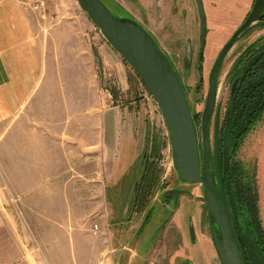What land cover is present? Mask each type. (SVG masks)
Here are the masks:
<instances>
[{
  "label": "crops",
  "instance_id": "0c3cea01",
  "mask_svg": "<svg viewBox=\"0 0 264 264\" xmlns=\"http://www.w3.org/2000/svg\"><path fill=\"white\" fill-rule=\"evenodd\" d=\"M48 1L0 0V264H44L41 256L66 264L73 254L75 264H95L107 227L102 222L94 236L90 216L106 199L126 196L139 161L131 155L144 132L141 105L120 103L101 87L98 54L105 77L116 67L123 92L138 77L112 46L98 43L82 13L35 11ZM34 162L68 196L95 199L66 207L29 203ZM121 175L124 189L112 183ZM3 197L19 198L16 212Z\"/></svg>",
  "mask_w": 264,
  "mask_h": 264
},
{
  "label": "rangeland",
  "instance_id": "374dc122",
  "mask_svg": "<svg viewBox=\"0 0 264 264\" xmlns=\"http://www.w3.org/2000/svg\"><path fill=\"white\" fill-rule=\"evenodd\" d=\"M106 1L117 11L141 23L169 57L185 86L189 106L197 118L201 141V116L206 103L210 72L222 48L252 9L254 0H203L207 16L205 46H202L201 17L196 0ZM73 10L84 15L96 34L98 43L109 44L75 0H49L42 9H35L40 13ZM261 39H264V24L257 23L237 40L227 54L219 75L217 105L211 117L210 136L214 152H218L214 157L218 170L222 169L223 150L229 145L231 163L242 164L249 174H253L258 220L264 229V110L256 115L240 140L230 138L228 132L221 135L231 87L228 73L235 61L242 56L243 50ZM201 52L202 59L199 58ZM98 67L102 79L101 87H109L115 98L121 96L120 103L137 101V104L141 105L140 116L145 127L138 152L131 155L132 158L134 155L138 156L139 161L131 171L130 189H124L127 177L121 180L123 175L117 177L120 180L112 182L114 185L120 183L124 189L122 193L126 196H113L108 200L104 197L96 198L98 201L106 199L107 204L105 207L100 204L98 211L90 216L93 234L100 236L99 232L96 234V226H101L103 222L107 227L108 237L105 235L101 241L99 239L103 251L95 256V264H222L212 239L211 216L203 200L202 186L182 184L179 181L172 164L169 131L158 105L140 78L136 83L129 80V89L123 92L117 83L118 78L115 77L116 67L108 71L112 77H105L106 72L101 68L99 54ZM106 78L111 80L106 83ZM150 126L151 129L146 135V129ZM220 139L224 140L222 146L218 144ZM144 146L148 147L147 150H144ZM148 160L153 161L156 166L158 181L151 194L145 198L144 206L141 207L139 203L138 207H135L132 202L135 185L140 179L144 163ZM33 166L35 179L30 182L32 188L28 192L31 199L29 203L66 207L76 202L82 201L83 204L86 200L95 199L68 196L64 188L62 189L56 180L53 181L54 176H51L52 173L46 170L43 163L34 162ZM19 167L22 171L26 170V165ZM169 189L183 191L178 202L166 195ZM110 194L116 195V192L111 191ZM2 199L8 211L11 207L16 212L17 205H20L19 198L18 201L10 197ZM21 200L25 198L22 197ZM121 202L124 211L119 208ZM73 255L74 257H67L66 264H75L76 254ZM37 261L48 263L44 256Z\"/></svg>",
  "mask_w": 264,
  "mask_h": 264
},
{
  "label": "water",
  "instance_id": "95a60500",
  "mask_svg": "<svg viewBox=\"0 0 264 264\" xmlns=\"http://www.w3.org/2000/svg\"><path fill=\"white\" fill-rule=\"evenodd\" d=\"M100 30L106 41L119 53L140 78L159 107L166 122L172 164L182 184H200L203 200L211 216L212 239L222 264H245L233 233L227 207L217 189L213 161L215 152L210 136V119L215 108L219 72L237 37L261 20L264 0H256L243 25L221 50L210 74L209 91L201 119L200 133L181 79L171 60L151 33L131 16L117 11L106 0H75ZM202 20L203 46L206 38V15L202 0H197ZM264 73V71H263ZM237 82L233 86L236 91ZM223 171L230 161V148L223 150ZM180 189H169L166 195L178 202ZM120 264H124L120 262Z\"/></svg>",
  "mask_w": 264,
  "mask_h": 264
},
{
  "label": "trees",
  "instance_id": "16d2710c",
  "mask_svg": "<svg viewBox=\"0 0 264 264\" xmlns=\"http://www.w3.org/2000/svg\"><path fill=\"white\" fill-rule=\"evenodd\" d=\"M262 44L264 45V41H258L252 45L257 46ZM251 112V109H249L248 115L238 113L227 116L221 128V135L223 136L228 132L230 138L233 139L235 137L236 141L240 140V137L248 129L245 121L253 120L257 117V114ZM220 140L218 144L222 146L224 140ZM229 148L231 154V147L229 146ZM215 154L218 155L217 150ZM155 167L153 161L150 162L148 160L144 163L140 179L136 182L134 189L132 202L135 207H138L137 204L139 203L141 207L144 206L146 202L145 198L151 194L157 184L158 176ZM213 169L214 177L217 180L216 186L227 207L233 233L244 263L264 264V229L258 220L257 197L256 188L253 183V174H249V171L242 164L235 165L231 163L225 173L223 168L218 170L215 161Z\"/></svg>",
  "mask_w": 264,
  "mask_h": 264
},
{
  "label": "flooded vegetation",
  "instance_id": "af4514ba",
  "mask_svg": "<svg viewBox=\"0 0 264 264\" xmlns=\"http://www.w3.org/2000/svg\"><path fill=\"white\" fill-rule=\"evenodd\" d=\"M255 1L256 0H254V2H253V6L255 4ZM196 2H197V0H196ZM197 5H198V3H197ZM203 5H204V1H203ZM253 6H252V9H253ZM252 9L247 14L244 22L246 21L247 17L251 13ZM198 10H199V7H198ZM204 10H205V7H204ZM199 14H200V11H199ZM205 15H206V12H205ZM200 17H201V14H200ZM206 22H207V16H206ZM243 23L237 28V30L243 25ZM257 23H263L264 24V15L261 18V20L258 21ZM257 23L253 24L252 26H250L249 28L244 30L237 37V40L244 33L250 31ZM236 31H235V33H236ZM206 34H207V24H206ZM202 36H203V30H202V20H201V39H202V46H203V37ZM259 41H264V39H261ZM205 42H206V40H205ZM199 58L200 59L203 58V52L200 53ZM221 69H222V67H221ZM221 69H220V71H221ZM263 71H264V45L263 44L257 45V46L248 45L243 50L242 56H240L235 61L234 65L232 66V69L228 73V75H229L228 78L231 81V87H230L229 98L227 101V108H226V113H225L226 117L231 115V114H238V113L248 115L249 109H251V111H252L251 113H253V114H258L259 112L264 110V73H263ZM210 74H211V72H210ZM178 75L180 77V74H178ZM219 75H220V72H219ZM180 79H181V77H180ZM209 81H210V75H209ZM181 82H182L183 88H184L185 93H186V89H185V86L183 84L182 79H181ZM235 82H237V87H236L235 93L233 94L232 90H233V86H234ZM208 91H209V88H208ZM251 95H252V97H250ZM186 96H187V93H186ZM207 96H208V93H207ZM217 96H218V93H217ZM206 100H207V97H206ZM188 103H189V101H188ZM216 105H217V100H216L214 111L216 110ZM214 111H213V113H214ZM226 117H225V119H226ZM201 119H202V116H201ZM195 120H196V123H198L196 117H195ZM210 122H211V119H210ZM251 122H252V120L245 121V124L247 125V127L250 125ZM219 159H220V157H219ZM222 160H223V155H222ZM231 160H232V158H231ZM230 164H231V161H230ZM222 168H223V161H222ZM240 241H241V239H240Z\"/></svg>",
  "mask_w": 264,
  "mask_h": 264
},
{
  "label": "built area",
  "instance_id": "2783aa9c",
  "mask_svg": "<svg viewBox=\"0 0 264 264\" xmlns=\"http://www.w3.org/2000/svg\"><path fill=\"white\" fill-rule=\"evenodd\" d=\"M44 2H40L39 4H37V5H35L34 6V9H36V10H40V9H42L43 8V6H44ZM97 227V226H96ZM97 229V228H96Z\"/></svg>",
  "mask_w": 264,
  "mask_h": 264
}]
</instances>
